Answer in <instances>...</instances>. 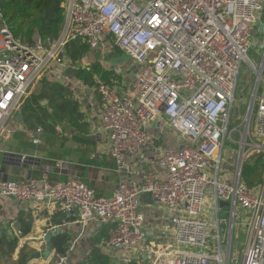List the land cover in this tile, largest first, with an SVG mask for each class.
Masks as SVG:
<instances>
[{
    "label": "built area",
    "instance_id": "1",
    "mask_svg": "<svg viewBox=\"0 0 264 264\" xmlns=\"http://www.w3.org/2000/svg\"><path fill=\"white\" fill-rule=\"evenodd\" d=\"M61 8L54 40L35 33L22 43L0 16V137L12 136L8 120L17 119L23 100L44 78L61 81L74 94L93 90L99 95L98 131L106 136L119 180L105 198L79 180L51 182L45 169L39 180L0 179V201L59 211L82 227H109L100 249L119 264H230L234 224L243 228L245 241L233 263L264 264V39L255 36H264L255 25H264V0H63ZM77 40L92 52L119 49L136 69L128 87L120 92L98 78L87 87L71 77L77 65L67 60L66 46ZM252 49L258 67L248 55ZM244 65L254 81L241 116L235 100ZM152 124L168 129L181 146L159 153L164 180L138 183L124 176L126 160L154 148ZM40 133H30L32 144H41ZM253 155L261 156L263 170L249 187L242 167ZM55 167L61 170L62 162ZM144 197L165 210L171 242L147 240ZM56 259L66 264L68 256Z\"/></svg>",
    "mask_w": 264,
    "mask_h": 264
},
{
    "label": "crops",
    "instance_id": "2",
    "mask_svg": "<svg viewBox=\"0 0 264 264\" xmlns=\"http://www.w3.org/2000/svg\"><path fill=\"white\" fill-rule=\"evenodd\" d=\"M104 55L108 57L110 54L105 53ZM108 58L110 59V57ZM126 60L127 62L125 63ZM108 62L107 66L114 65L119 68L120 73L118 76L122 79V82L116 88L120 92L124 91L133 80L136 71L135 67L124 54H121L118 59L113 58ZM72 72L71 77H73ZM66 88L70 90L79 104V111L83 115L84 123L87 126V137L95 143L94 149L88 151L85 147H79L74 141L70 140L69 144L66 143V147L72 153L70 156H65L61 159L63 168L59 170L55 166L53 168L49 164L45 165L41 163L47 159L45 154L37 150L41 146H35L36 149L34 150L21 147L17 133H22L23 130L24 132L27 131L25 129L21 131V121H19L18 116L15 122L19 126H15L12 136L7 139L0 137V177L7 176L8 178H12L10 181L26 180L27 173L30 172V179L39 180L45 169H47L51 182L78 178L91 187L97 196L110 197L117 186L119 176L116 172L115 161L108 154L105 146L106 136L98 131L99 95L90 89L82 94L77 92L74 94L72 92L74 90ZM59 128H55L56 133H58L57 129ZM18 130L20 132L16 133ZM149 133L156 139L154 148H150L148 151L136 156L128 157L126 160L128 169L124 173V176L138 183H142L144 179L150 177L164 180L165 171L157 163L159 153L181 146L179 139L168 129L160 130L156 124L150 126ZM64 134L65 131H61L60 134L58 133V135L65 136ZM29 135L30 133H28V137ZM9 154L34 158L36 165H30L27 168L17 166L19 161L7 158ZM92 160H95L97 164H92ZM109 165H114V169L109 168ZM54 171L55 173H53ZM98 175L101 177H98ZM140 210L144 216V230L147 240L162 244L171 242L173 236L172 226L166 216L165 210L158 203L147 197L142 199ZM67 217L72 216L64 215L59 211H49L33 207L30 204L20 203L13 199L0 201V233H4L10 237L11 232L13 237L17 239V247L12 257V263L17 261L19 251L23 247H26L32 252L31 256L36 252L41 254L39 258L30 257L26 264H55L57 260L54 258V251L51 250V256L47 258L42 256L46 246L45 243L41 242V238L53 227L64 224ZM19 218L31 220L32 223L30 233L23 238L20 235L17 236L15 231L9 226L13 222V227L18 230L15 224H18L17 220ZM65 224L67 225L64 226L61 234L68 235L70 238L69 248H71L70 251L68 249V261L66 264H85L84 260L90 251L94 247L100 249L102 242L107 239L109 227L101 226L96 222L88 223L83 227L73 223L72 225H69V223ZM100 251L102 252L101 249Z\"/></svg>",
    "mask_w": 264,
    "mask_h": 264
},
{
    "label": "trees",
    "instance_id": "3",
    "mask_svg": "<svg viewBox=\"0 0 264 264\" xmlns=\"http://www.w3.org/2000/svg\"><path fill=\"white\" fill-rule=\"evenodd\" d=\"M62 1L0 0L1 20L12 35L22 43L31 42L35 33L42 40H54L59 35L63 23ZM121 54L119 49L114 48L112 54L108 55L109 59L103 53L90 51L80 40L70 42L66 46L67 60L77 65L72 76L89 87L93 86L95 78L110 86L116 87L121 84L122 79L115 75L110 68H107L109 62L103 61L105 58H108V61L113 58L118 59ZM43 102L46 104L43 105ZM19 112L21 131L23 129L27 131L24 132L23 130L22 133H17L20 132L19 130L16 131L20 145L25 149H36L28 137V133H35L36 130L40 129L41 133L38 137L41 141V147L37 150L45 154L47 159L41 162L45 165L49 164L54 168L63 157L70 156L72 151L66 147V143L70 140L79 147H85L88 151L95 147V143L87 137V126L79 111L77 100L61 81L52 80L51 77L41 80L25 97ZM57 127H60L63 132L65 131V136L56 133L55 128ZM91 163L97 164L95 160H92ZM114 167V165H109L111 169ZM262 170L261 156L253 155L247 158L242 167L243 181L249 187H253L260 181ZM74 219V217H67L65 223H70ZM17 222L19 235L23 238L31 231V220L19 218ZM10 237L0 233V264H26L28 259L32 257V252L26 247L19 251L17 261L12 263L17 239L12 234ZM69 240L68 235L64 233L51 238V250L54 251L55 259L58 256H67ZM84 263L118 264L95 247L87 255ZM131 264H148V262L134 261Z\"/></svg>",
    "mask_w": 264,
    "mask_h": 264
},
{
    "label": "rangeland",
    "instance_id": "4",
    "mask_svg": "<svg viewBox=\"0 0 264 264\" xmlns=\"http://www.w3.org/2000/svg\"><path fill=\"white\" fill-rule=\"evenodd\" d=\"M255 36H257L261 40L264 39V36H261L259 34H256ZM99 52L100 51H96L95 53H99ZM248 55L251 58V60L253 61L254 65L256 67H258L260 64V58L258 57V54H256L255 49H252ZM106 60L108 62V58H105V60H103V61H106ZM126 62H127V60L125 61V63ZM112 67H116V66L112 65ZM107 68H110L112 70L111 65H108ZM253 81H254L253 72L247 67V65H244L240 71V77H239L238 84H237L236 100H235V108H236V110L239 109L241 116L243 115V112H244V110H245V108L249 102V95H250L251 88L253 86ZM7 123L11 127L19 126V124H17V122H15V119L13 117H11ZM59 130L62 131L61 128H59ZM58 133L60 134L61 132H58ZM5 146H7V145H5ZM35 146H41V144L35 145ZM98 177H101V176L98 175ZM0 179L11 180L12 178H8L7 176H2V177H0ZM73 179L82 181L78 178H73ZM210 210L211 209L209 206H205L206 213L213 212V209L211 211ZM220 216L224 217L225 214H222ZM9 226H10V224H9ZM244 241H245V233H244L243 228L240 226H236L234 224L233 234H232V238H231V263L230 264H234L233 263L234 259L236 260V263H238L240 261L243 246H244ZM115 261L119 264V262L117 260H115Z\"/></svg>",
    "mask_w": 264,
    "mask_h": 264
},
{
    "label": "water",
    "instance_id": "5",
    "mask_svg": "<svg viewBox=\"0 0 264 264\" xmlns=\"http://www.w3.org/2000/svg\"><path fill=\"white\" fill-rule=\"evenodd\" d=\"M256 27L258 28L259 32H262V34L264 35V25H261L258 21L256 22ZM43 104H46L45 102H43ZM19 121H21V116H20V112H19ZM9 156L16 158L17 160H19L21 157L17 156L15 154H9ZM35 159L31 158V157H27L26 160H24L23 162H18L17 166H22L23 168H27L30 165H36L35 163ZM20 163V164H19ZM30 172L27 173V177L26 180H30ZM219 206L222 207H227L228 203L226 202H220ZM65 215V214H64ZM70 225V224H69ZM16 228H18V224H15ZM64 227H53L52 229H50V231L48 233H45L44 236L41 238V242L45 243L46 249L45 251L42 253L43 257H49L51 256V238L61 234L62 230ZM10 234H12L10 232ZM41 256V254L39 252H36L35 254L32 255V258H39Z\"/></svg>",
    "mask_w": 264,
    "mask_h": 264
}]
</instances>
